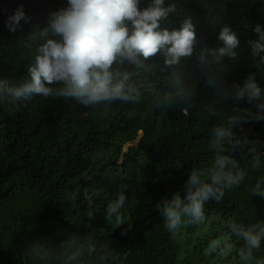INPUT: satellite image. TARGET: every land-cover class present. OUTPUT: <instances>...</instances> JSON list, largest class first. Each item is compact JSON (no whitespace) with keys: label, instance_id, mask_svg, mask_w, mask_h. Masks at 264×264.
Masks as SVG:
<instances>
[{"label":"trees","instance_id":"trees-1","mask_svg":"<svg viewBox=\"0 0 264 264\" xmlns=\"http://www.w3.org/2000/svg\"><path fill=\"white\" fill-rule=\"evenodd\" d=\"M20 4L32 21L21 22V29L11 34L4 21ZM65 5L66 0H0V9L6 10L0 12V65L8 71V79H27L32 62V54L18 38L26 37L34 24L43 27L48 13ZM182 8L180 17H170L172 26L179 27L184 16L192 14L198 21V36L209 46L216 45L220 27L230 26L238 34L240 58L234 65L228 62L225 80L229 84L255 73L264 89V65L257 66L246 44L257 38L256 25L264 28V0H188ZM152 84L164 87L163 78H154ZM211 95L201 83L198 102L207 103ZM155 98L148 84L136 104L117 102L86 109L75 100L49 97L58 114L51 128L42 124L40 110L45 105L40 96L15 105L0 104V264H27L21 253L28 243L71 235L110 241L108 264H232L235 251L222 258L205 256L204 250L210 239L231 236L228 225L232 222H264V200L250 193L256 180L264 177V157L256 171L251 170L250 158H240L247 172L245 181L226 191L220 202L205 204L204 224H185L173 239L156 204L177 191L183 197L193 166L212 163L211 129L226 114L210 116L200 109L187 114L179 109L161 112L154 107ZM222 107L229 113L234 108L255 111L246 100L229 99ZM242 127L249 139L264 142V121ZM54 130L59 133L58 155L47 157L39 166L33 164L27 145L46 143ZM122 184L128 185L129 197L125 221H133L126 236L121 232L127 224L115 230L104 217ZM231 239L242 246V241ZM255 255L264 257V241ZM236 264H240L238 259Z\"/></svg>","mask_w":264,"mask_h":264},{"label":"clouds","instance_id":"clouds-1","mask_svg":"<svg viewBox=\"0 0 264 264\" xmlns=\"http://www.w3.org/2000/svg\"><path fill=\"white\" fill-rule=\"evenodd\" d=\"M187 2L66 0L65 6L48 13L43 27L34 24L26 37L18 38L32 54L28 78L0 79V104L15 105L35 96L75 100L86 109L117 102L136 104L148 84L155 93L154 107L161 112L179 109L187 114L200 109L210 116L226 114L211 129L212 163L193 166L184 184L183 197L177 191L171 199L156 204L173 239L181 234L185 224H204L205 204L211 200L220 202L226 191L245 181L247 172L241 168L240 158H250L251 170L256 171L264 157V142L249 139L242 127L264 121V89L257 83L255 73L242 82L229 84L225 80L230 70L228 62L234 65L240 58L239 36L226 25L220 27L216 45L209 46L198 36V21L192 14H186L179 27H173L170 17H180L182 5ZM31 21L20 4L6 16L4 24L9 33L15 34L21 29V22ZM253 31L257 38L247 40L246 44L257 66L264 65V28L256 25ZM154 78H163L164 87L156 88L152 84ZM201 83L212 91L207 103L197 99ZM229 99L246 100L255 111L234 108L225 112L222 105ZM127 191L128 185H120L115 199L104 211L106 222L115 230L128 225L122 236L133 227V221H125ZM250 193L264 200V177L256 180ZM228 228L231 236L210 239L204 255L223 258L235 251L232 264L237 259L240 264H264V257L255 255L264 241V222H232ZM231 237L242 241V246L237 247ZM111 245L110 241L90 240L87 235L59 240L56 236L42 237L28 243L21 255L27 264H108Z\"/></svg>","mask_w":264,"mask_h":264},{"label":"rangeland","instance_id":"rangeland-1","mask_svg":"<svg viewBox=\"0 0 264 264\" xmlns=\"http://www.w3.org/2000/svg\"><path fill=\"white\" fill-rule=\"evenodd\" d=\"M8 71L0 65V79L7 78ZM43 98V97H42ZM45 107L40 110L42 124L46 128H51L56 125L57 119V105L53 99L44 98ZM59 133L54 130L51 133V138L46 143L41 141H36L34 143L28 144L27 149L29 152V159L35 165H41L47 157L53 158L58 155L57 140ZM137 142L131 143L130 146L135 145ZM67 164V162H65ZM77 164V163H76ZM73 164L71 167H75Z\"/></svg>","mask_w":264,"mask_h":264}]
</instances>
